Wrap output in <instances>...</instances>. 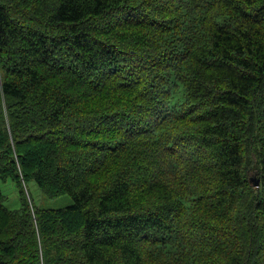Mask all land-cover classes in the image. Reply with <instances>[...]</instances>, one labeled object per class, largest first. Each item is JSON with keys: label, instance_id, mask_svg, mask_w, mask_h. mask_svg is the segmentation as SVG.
Wrapping results in <instances>:
<instances>
[{"label": "trees", "instance_id": "16d2710c", "mask_svg": "<svg viewBox=\"0 0 264 264\" xmlns=\"http://www.w3.org/2000/svg\"><path fill=\"white\" fill-rule=\"evenodd\" d=\"M8 179L0 264H264V0H0Z\"/></svg>", "mask_w": 264, "mask_h": 264}, {"label": "rangeland", "instance_id": "374dc122", "mask_svg": "<svg viewBox=\"0 0 264 264\" xmlns=\"http://www.w3.org/2000/svg\"><path fill=\"white\" fill-rule=\"evenodd\" d=\"M23 186L26 196L36 209H61L72 204L71 197L66 194L55 198L46 197L34 181H29ZM0 189L5 196L4 206L7 209L20 208L19 188L13 180L8 179L5 182L0 180Z\"/></svg>", "mask_w": 264, "mask_h": 264}, {"label": "water", "instance_id": "95a60500", "mask_svg": "<svg viewBox=\"0 0 264 264\" xmlns=\"http://www.w3.org/2000/svg\"><path fill=\"white\" fill-rule=\"evenodd\" d=\"M255 185L258 186V182L257 181L255 182Z\"/></svg>", "mask_w": 264, "mask_h": 264}]
</instances>
